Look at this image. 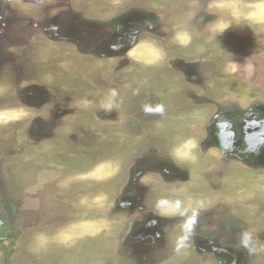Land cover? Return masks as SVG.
I'll use <instances>...</instances> for the list:
<instances>
[{"label":"rangeland","instance_id":"1","mask_svg":"<svg viewBox=\"0 0 264 264\" xmlns=\"http://www.w3.org/2000/svg\"><path fill=\"white\" fill-rule=\"evenodd\" d=\"M72 3L99 15L93 19L104 23L108 42L116 37L109 9L95 0ZM172 3L155 4L167 12L156 18L159 34L144 30L128 50L94 54L42 33L34 0H0V40L12 16L17 26L26 23L14 31L15 68L0 59V264H212L190 232L219 204L245 220L249 264H264V162L249 169L215 147L198 148L217 112L264 109V0ZM22 91L41 95L42 108L25 105ZM57 103L70 111L67 125L37 135L34 118L44 110L49 122ZM159 163L176 166L177 177L161 174ZM133 175L148 192H139V207L183 218L157 259L141 254L140 239V255L132 256L130 234L142 214L120 202ZM215 182L223 189L216 195Z\"/></svg>","mask_w":264,"mask_h":264},{"label":"flooded vegetation","instance_id":"2","mask_svg":"<svg viewBox=\"0 0 264 264\" xmlns=\"http://www.w3.org/2000/svg\"><path fill=\"white\" fill-rule=\"evenodd\" d=\"M3 1L6 2L7 0ZM31 1L32 0H22V2ZM95 1L98 2L97 4L102 5L101 9L103 7L105 8L104 12L109 9L111 14H114V16L111 15L113 20H111L110 25L116 37H113L111 42H108L109 39L106 38L105 28L103 27L104 23L93 19H98L99 15H93L95 11L91 10L90 6H87V8L85 6L86 9L80 8L76 5L74 6L72 0H53L52 2L34 0L35 3L40 4L39 6L42 14V16H40L41 22L46 24V26L38 28L42 33L45 35L49 34V36L51 35L55 40L64 39L67 40L69 44L73 42L72 45L78 46L79 50L90 51L94 54H101L107 47L114 46V48H117L118 45H120L118 47L120 49L119 51H125L128 50L126 49L127 45L133 44L134 41L138 40L144 30L149 32L154 31L159 34L161 28H159L158 20L161 19L162 16L166 17L167 12L157 10L158 8L155 4H170L172 2V4H174L176 2V0H147L149 2V7L148 10L144 11L140 4V2H146L144 0H131L130 2H126L125 6H115L117 4H114L113 8H111V5H113V3H118L119 0ZM50 2L52 4H50ZM54 2L58 3L53 4ZM117 7L119 10H116ZM120 8H124L125 12L120 11ZM118 15L122 16L116 19L115 17ZM149 18H152V20L155 18V22L151 23L145 21V19ZM12 19L13 23L9 22L4 31L3 38L0 40V59L3 57V61L8 60V62H13V68H15L14 57L16 58V54H11V45L15 42L14 31L16 29H22L25 31L26 23L24 26H17V24L20 23V20L15 22L14 19L17 18L14 16H12ZM124 20L126 21L125 25L123 23ZM38 23L39 22H36L37 25H39ZM32 50L34 49H31L30 52ZM8 62L6 65H8ZM7 67L8 66H5V68ZM22 69V66L21 69L18 68L21 72V74H19L20 78L22 73H24V71H21ZM9 73L12 72L9 70ZM22 96L23 99H25V105L33 104L36 108H42L41 106L43 105L40 100L41 98L43 100V97L38 95V93L22 91ZM32 99H34L36 103H33ZM69 112L70 111L57 103V106L52 108V120L45 122L42 120V116L45 115V111L43 110L33 120L34 128L38 130L37 135L50 136V132L54 128L57 129L58 127L66 126L67 121H65V117L67 116L68 118V115L70 114ZM103 113L106 114L104 109ZM206 131L208 132L206 138L198 141V148L201 151H208L206 150L208 147H215L227 159L234 158L237 161L243 162L250 167L249 169H255V163L257 162H259L258 164H263L264 109L248 108L243 111H234L225 108L215 114L211 125L206 127ZM205 142L208 143L206 144L207 146L205 145ZM162 152L164 154L167 153L163 150ZM215 155L216 165H220L218 163L221 162L223 157L221 156L219 158L217 154ZM159 164L160 167L156 169L160 170L161 174L177 177L175 172L177 169L176 166L173 167L174 170H171L169 164H166L165 166L161 163ZM136 172H134V175L135 178H138L142 173V169H138ZM185 174L187 175L186 178H190L191 174ZM134 175L131 179V191L128 192L125 188L121 193V195L125 194V198L123 199L125 201L120 202V205L125 208L140 209V214H142V218L135 221L130 234V237L132 238V243L130 244L132 256L133 258L139 257L140 242L138 241L144 240L143 243H145L146 246L143 248L141 254L146 258L154 257L157 259V255L155 254L157 253L160 255V250L162 254L168 248L166 233H169L172 228L174 229V226H176L175 223L182 221L183 218L180 216L173 218L166 214L155 212V206L153 205L146 206L147 204H142V206L139 207V201L143 194L141 193L140 195L139 192L141 190H145L146 194H148V192L142 184L138 183V180L134 181ZM215 178L222 180L225 176L215 175ZM198 180L199 182L197 184H201V179H197L196 181ZM169 181L170 179H166V183ZM213 186L214 190L212 191H214V194L217 190H223L221 188L222 186L217 182H215V185ZM204 187L205 189L207 188L206 186ZM211 193L213 194V192ZM145 198H147V195ZM227 205H214L210 207V210L206 211L205 215H199L195 218L194 224H192L193 230L190 232L192 244L195 246L198 254H206L207 258L211 259L210 261L212 264H249L250 259H252L253 256H251L249 241L244 240V237H242V234L244 233L243 228L246 227V224H244L245 220L242 221V219L240 220V218H236L233 213H226L227 208H225V206L227 207ZM136 242H138V246L135 245Z\"/></svg>","mask_w":264,"mask_h":264},{"label":"trees","instance_id":"3","mask_svg":"<svg viewBox=\"0 0 264 264\" xmlns=\"http://www.w3.org/2000/svg\"><path fill=\"white\" fill-rule=\"evenodd\" d=\"M9 229V228H8ZM15 234V233H14Z\"/></svg>","mask_w":264,"mask_h":264}]
</instances>
